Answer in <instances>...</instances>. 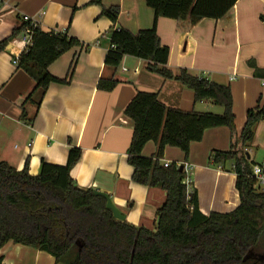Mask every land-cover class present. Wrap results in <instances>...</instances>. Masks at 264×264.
Returning a JSON list of instances; mask_svg holds the SVG:
<instances>
[{"label": "crops", "instance_id": "1", "mask_svg": "<svg viewBox=\"0 0 264 264\" xmlns=\"http://www.w3.org/2000/svg\"><path fill=\"white\" fill-rule=\"evenodd\" d=\"M6 0L0 3V42L10 38L29 16L46 33L64 32L81 45L65 53L49 73L67 84L53 83L41 99L33 94L36 81L14 64L23 52L22 35L14 37L0 53V160L22 171L27 163L32 176L41 173L42 162L65 166L70 149L83 156L73 172L77 185L109 195L114 205L135 227L157 229V212L166 201L159 188L133 182L128 149L134 123L125 109L138 92L156 93L167 107L190 112L222 114L211 101L195 102L194 92L175 80H164L147 70V62L125 56L118 68L107 66L111 31L121 28L137 34L152 29L155 12L144 0ZM119 7L115 25L102 16V8ZM163 46L170 51L168 67L178 73L187 70L220 85L230 86L238 137L248 112L264 106V79L254 75L250 62L264 70V0H238L221 19L189 21L164 17L157 22ZM73 72L70 75L71 68ZM115 79L111 92L98 89L100 80ZM221 109V113H216ZM264 120L255 127L253 142L245 149L255 165L257 150H264ZM234 145L227 127L206 130L201 142L192 143L190 153L167 147L162 164L184 166L190 191H196L199 210L228 214L240 205L234 163H213L212 152L230 151ZM157 146L149 142L143 156L151 158ZM258 160V161H257ZM231 167L228 169L227 166ZM3 264H57L39 249L9 243L1 251Z\"/></svg>", "mask_w": 264, "mask_h": 264}, {"label": "trees", "instance_id": "2", "mask_svg": "<svg viewBox=\"0 0 264 264\" xmlns=\"http://www.w3.org/2000/svg\"><path fill=\"white\" fill-rule=\"evenodd\" d=\"M144 1L155 12L154 27L137 34L123 28L112 30L106 65L118 68L125 56L144 60L150 73L192 90L195 102L211 101L223 108L222 114L186 112L167 107L156 93L138 92L125 109L134 123L127 153L134 170L132 180L166 193L157 212L156 232L116 220L105 197L77 185L73 172L83 151L73 147L65 166L43 161L38 176L30 174L28 163L18 171L0 160V251L9 243L33 247L52 255L57 264H264V191L255 187V164L245 152L254 140L256 125L264 120V106L248 112L238 137L231 87L187 70L174 73L168 67L170 51L157 32L161 17L194 26L204 19L223 18L238 0ZM92 3L100 6L102 0ZM101 15L115 25L120 9L103 7ZM25 27L0 42V53ZM33 39L17 66L36 81L33 94L40 92L42 99L51 84H67L49 73L50 66L81 43L66 31L46 33L40 28ZM249 64L254 75L264 79V70L252 61ZM117 85L115 79H102L98 89L111 92ZM219 127L231 131L234 145L230 151H213L211 158L216 165L234 163L240 205L228 214L205 216L199 210L196 191L187 188L185 171L177 164L165 167L161 160L167 147L180 149L187 159L192 143L201 142L206 130ZM149 142L157 146L151 158L142 154Z\"/></svg>", "mask_w": 264, "mask_h": 264}, {"label": "built area", "instance_id": "3", "mask_svg": "<svg viewBox=\"0 0 264 264\" xmlns=\"http://www.w3.org/2000/svg\"><path fill=\"white\" fill-rule=\"evenodd\" d=\"M6 0H0V3L3 4ZM23 22L26 24L24 32L22 35V43H23V53H28L33 46L34 42V32L36 29L39 28V24L31 17L24 16ZM57 32V31H56ZM65 32V31H64ZM19 57L17 56L14 60V64L17 65L19 63ZM262 85L264 86V80L262 81ZM171 164L165 163V167H169ZM185 171V170H184ZM252 177L255 180V187L258 188L261 191H264V165H255L253 167V174ZM185 183L187 185V188L190 190L191 181L186 176Z\"/></svg>", "mask_w": 264, "mask_h": 264}, {"label": "water", "instance_id": "4", "mask_svg": "<svg viewBox=\"0 0 264 264\" xmlns=\"http://www.w3.org/2000/svg\"><path fill=\"white\" fill-rule=\"evenodd\" d=\"M240 150H242V148H239ZM180 171L183 172L184 171V166L180 167ZM96 195L99 196H103L107 199V209H109L112 213L113 216L116 220L118 221H126V216L124 214H122V212L114 205L111 197L105 193L99 192V191H95Z\"/></svg>", "mask_w": 264, "mask_h": 264}, {"label": "rangeland", "instance_id": "5", "mask_svg": "<svg viewBox=\"0 0 264 264\" xmlns=\"http://www.w3.org/2000/svg\"><path fill=\"white\" fill-rule=\"evenodd\" d=\"M216 111H217L216 113H221V109H220V111H219V109H216ZM263 145H264V142H263ZM257 159H261V161H262V159L264 160V150H257ZM230 167H231L230 165L227 166L228 169Z\"/></svg>", "mask_w": 264, "mask_h": 264}]
</instances>
